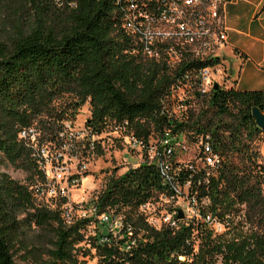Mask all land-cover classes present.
Here are the masks:
<instances>
[{"label": "trees", "instance_id": "trees-1", "mask_svg": "<svg viewBox=\"0 0 264 264\" xmlns=\"http://www.w3.org/2000/svg\"><path fill=\"white\" fill-rule=\"evenodd\" d=\"M25 1L34 5L35 21L13 35L0 34V153L29 178L28 185H21L0 173V264H20L14 247L19 226L27 220L53 229L52 248L41 264H80V254L90 252L79 245L89 222L68 224L59 208L39 200L35 186L43 182L44 173L37 149L20 136L21 131L33 126L38 146L50 144L58 138L61 122L75 119L77 108L89 100L86 125L94 132H105L113 122L128 118L142 126L140 135L148 138L162 126L157 108L170 80L159 65L130 53L121 26L129 0ZM65 93L77 97L75 109L53 105ZM207 104V109L191 114L187 125L211 132L228 157L211 180L212 207L228 210L236 201L245 203L253 239L216 240L200 223L182 225L175 232L151 226L138 209L160 191L162 180L155 164L143 163L125 174H111L97 201L101 211L125 215L142 233L140 246L128 255L133 264H184L179 256L194 252L187 240L196 231L203 238L194 264H216L219 254L223 264H264V165L253 147L257 139L264 140V129L252 114L254 107L264 112V88H221ZM21 212L24 218H19ZM97 253L99 264H123L112 247L98 246Z\"/></svg>", "mask_w": 264, "mask_h": 264}, {"label": "built area", "instance_id": "built-area-1", "mask_svg": "<svg viewBox=\"0 0 264 264\" xmlns=\"http://www.w3.org/2000/svg\"><path fill=\"white\" fill-rule=\"evenodd\" d=\"M226 2L129 0L121 26L129 40L130 53L159 65L170 80L157 108L162 126L148 138L140 135L142 126L128 118L113 122L102 133L94 132L86 124L74 129L76 118L64 119L58 138L44 146H38L35 127L21 131L20 136L37 149L38 165L44 173L43 182L35 186L39 200L48 207L59 208L68 224L89 222L86 239L79 245L90 252L80 254V264H99L97 247L106 245L115 250L113 255L117 254L123 264H133L128 255L133 256V250L143 239L125 215L114 210L101 211L97 202L100 192L91 198H72V193L80 191L77 187L88 172V161L103 152L109 140L134 159L130 162L124 157L121 166L129 170L151 163L160 171V191L138 209L151 226L175 232L182 225L200 223L216 240L253 239L245 203L236 201L228 210L212 207L211 180L225 167L227 155L211 132L187 125L192 123V113L208 108L207 102L215 91L236 87L237 80L229 82L232 75L227 67ZM216 84L219 89H215ZM260 140L259 161L264 165V140ZM242 224L243 233L239 234ZM202 238L203 234L192 233L187 242L194 252L180 255L182 263L194 264ZM216 264H223L221 254Z\"/></svg>", "mask_w": 264, "mask_h": 264}, {"label": "rangeland", "instance_id": "rangeland-1", "mask_svg": "<svg viewBox=\"0 0 264 264\" xmlns=\"http://www.w3.org/2000/svg\"><path fill=\"white\" fill-rule=\"evenodd\" d=\"M35 19L36 14L33 4L25 0H0V34L13 35L18 28L25 29ZM226 55L227 67L232 75L229 82L234 83L238 79L235 83L236 87L240 90H255L264 87L263 72H258L255 69L246 70L244 67L241 68L240 73V60L236 58L229 45L226 48ZM76 98L75 94L65 93L55 99L53 105L59 109H75L73 102ZM90 106L91 104L88 100L77 108V122H75L74 129H78L77 127H82L83 124H86L88 118H90ZM260 141V139H257L253 143L255 149L260 147L258 145ZM102 150L103 152L97 153L96 156L88 161V173L84 175L82 184L77 187L80 191L72 193L73 200L91 198L98 194L105 187L107 179L112 173L125 174L128 171L127 166H121L124 157L128 158L130 162L134 160L127 151L122 152L123 150L119 149V146L110 140L106 141L105 147ZM0 173H6L17 184H29L28 173L8 163L1 153ZM25 216V212L19 214V218H24ZM20 225L17 242L14 247L15 260L20 264H41L42 261L48 259L47 250L52 248V227H37L35 224H30L28 220L22 222ZM31 250H34V252H30Z\"/></svg>", "mask_w": 264, "mask_h": 264}, {"label": "crops", "instance_id": "crops-1", "mask_svg": "<svg viewBox=\"0 0 264 264\" xmlns=\"http://www.w3.org/2000/svg\"><path fill=\"white\" fill-rule=\"evenodd\" d=\"M263 5L264 0H227L225 4L227 43L240 60V73L244 67L264 73Z\"/></svg>", "mask_w": 264, "mask_h": 264}, {"label": "water", "instance_id": "water-1", "mask_svg": "<svg viewBox=\"0 0 264 264\" xmlns=\"http://www.w3.org/2000/svg\"><path fill=\"white\" fill-rule=\"evenodd\" d=\"M215 89H219V85L216 84L215 85ZM252 114H253V117L256 121V124L264 129V112L259 108V107H254L252 109ZM179 217H183V212L180 210V214H179Z\"/></svg>", "mask_w": 264, "mask_h": 264}]
</instances>
